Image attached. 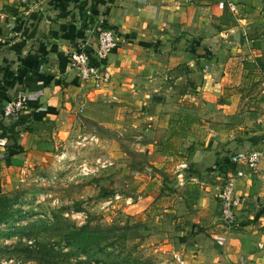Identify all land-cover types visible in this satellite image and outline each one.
<instances>
[{"label": "crops", "instance_id": "0c3cea01", "mask_svg": "<svg viewBox=\"0 0 264 264\" xmlns=\"http://www.w3.org/2000/svg\"><path fill=\"white\" fill-rule=\"evenodd\" d=\"M263 3L0 0V107L17 92L28 97L17 119L0 122L6 139L0 171L52 160L61 144L69 145L60 137L79 120L111 127L105 112L117 127L127 118L139 132L136 149L149 166L169 173L163 180L146 172L148 165L133 170L136 177L149 175L140 196L147 215L163 207L157 211L165 218L157 222L162 216H156L155 223L162 228L171 222L160 245L166 260L264 264ZM101 27L116 32L118 45L105 61L110 83L92 93L81 85L68 53L80 45L92 53ZM230 30L241 33L239 43L222 39ZM253 150L262 153L256 173L244 163ZM237 169L245 172L236 184L238 223L226 231L217 196ZM194 185L198 197L187 205Z\"/></svg>", "mask_w": 264, "mask_h": 264}, {"label": "rangeland", "instance_id": "374dc122", "mask_svg": "<svg viewBox=\"0 0 264 264\" xmlns=\"http://www.w3.org/2000/svg\"><path fill=\"white\" fill-rule=\"evenodd\" d=\"M104 120L112 121L111 127L77 121L74 131L60 137L69 141L68 147L61 144L44 164L0 171V194L19 195L13 216L0 223V264H170L160 245L171 222L166 219L162 228L155 223L163 207L147 215L142 197L149 175L136 177L134 171L148 165L146 172L157 179L169 173L149 166L136 149L139 132L131 129L129 119L116 127L115 118L104 112ZM85 223L104 229L106 236L82 251L68 242V234Z\"/></svg>", "mask_w": 264, "mask_h": 264}, {"label": "built area", "instance_id": "2783aa9c", "mask_svg": "<svg viewBox=\"0 0 264 264\" xmlns=\"http://www.w3.org/2000/svg\"><path fill=\"white\" fill-rule=\"evenodd\" d=\"M264 2V0H263ZM236 4L230 2L229 8L235 14L237 11ZM264 10V3L262 6ZM118 45L116 32L107 27H101L96 33V44L92 49V53L85 50L80 45L74 51L68 53V58L71 66L77 70L79 80L82 86H86L88 92L100 90L111 81V72L105 66V61L108 54ZM28 105V97L25 92H17L0 107V122L8 119H17ZM264 144V135L260 139ZM6 144V139L0 137V146ZM262 153L253 150L246 154L244 163L248 170L256 173L259 169V161ZM185 163H181L179 168L185 169ZM245 175L241 169H237L231 173L224 181L221 191L218 194V204L220 221L226 231H231L238 223L236 208L240 203V197L236 192L237 181ZM179 264L183 262L177 257H174Z\"/></svg>", "mask_w": 264, "mask_h": 264}, {"label": "trees", "instance_id": "16d2710c", "mask_svg": "<svg viewBox=\"0 0 264 264\" xmlns=\"http://www.w3.org/2000/svg\"><path fill=\"white\" fill-rule=\"evenodd\" d=\"M9 136H12V133H10ZM197 191L195 185L191 187V190L187 191V205L193 204V201L197 199ZM18 199V193H14L12 196L0 194V223L13 216L14 211L12 208L17 203ZM105 236L106 231L104 229L92 228L88 223H85L68 234V242L77 244L81 247L82 251H85V247L98 245L100 241L105 239Z\"/></svg>", "mask_w": 264, "mask_h": 264}, {"label": "water", "instance_id": "95a60500", "mask_svg": "<svg viewBox=\"0 0 264 264\" xmlns=\"http://www.w3.org/2000/svg\"><path fill=\"white\" fill-rule=\"evenodd\" d=\"M222 39L228 40L232 43H239L241 40V33L236 30H230L222 37Z\"/></svg>", "mask_w": 264, "mask_h": 264}]
</instances>
